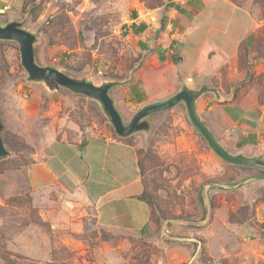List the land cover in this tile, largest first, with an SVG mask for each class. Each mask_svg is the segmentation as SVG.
Returning <instances> with one entry per match:
<instances>
[{
    "label": "rangeland",
    "instance_id": "374dc122",
    "mask_svg": "<svg viewBox=\"0 0 264 264\" xmlns=\"http://www.w3.org/2000/svg\"><path fill=\"white\" fill-rule=\"evenodd\" d=\"M202 1L0 0L7 6L0 23L20 22L36 36L37 64L110 84L124 123L188 89L226 153L264 159V0ZM133 12L147 25L140 34L127 27ZM0 119L7 149L0 264H264V179L220 186L264 170L218 157L182 102L150 114L147 131L125 136L137 149L138 172L133 150L109 146L80 173L90 141L119 137L100 103L29 80L18 44L0 40ZM246 133L257 143L238 148ZM69 169L89 188L95 179L105 187L139 174L151 209L146 226L137 233L101 226L92 209L74 204L81 201L71 197Z\"/></svg>",
    "mask_w": 264,
    "mask_h": 264
},
{
    "label": "water",
    "instance_id": "95a60500",
    "mask_svg": "<svg viewBox=\"0 0 264 264\" xmlns=\"http://www.w3.org/2000/svg\"><path fill=\"white\" fill-rule=\"evenodd\" d=\"M35 39L36 36L22 28L20 22L11 21L5 25H1L0 23V40L15 41L18 44L21 64L25 69L29 80L43 81L45 83L53 84L56 87L64 88L72 93L96 99L100 103L102 111L109 119L117 136L125 137L135 132L147 131L149 129L148 118L150 114L167 110L182 102L186 108L190 123L218 157L230 164L264 170V159L233 156L222 149L213 134L195 113L193 107V101L195 99L194 93L187 89L180 90L162 102L144 106L134 114L128 123H124L119 111L115 107L112 97L108 93L111 86L110 84L104 83L101 85H95L85 79L79 80L70 77L53 67L37 64L33 48ZM181 60L182 57H178V61ZM2 129L3 124L0 119V159L7 155V149L1 137ZM260 179H264V173L257 176L246 177L234 185L220 184V186L227 190L235 189Z\"/></svg>",
    "mask_w": 264,
    "mask_h": 264
},
{
    "label": "crops",
    "instance_id": "0c3cea01",
    "mask_svg": "<svg viewBox=\"0 0 264 264\" xmlns=\"http://www.w3.org/2000/svg\"><path fill=\"white\" fill-rule=\"evenodd\" d=\"M203 2L204 1H202V3ZM191 7L194 8L193 6ZM185 8L186 7H184V10H186ZM138 17L139 15L136 12L132 13V17L130 19L131 24L127 25L128 29H130L131 31H132V28L137 26L138 24H143L147 27L146 23L144 21L139 20ZM218 49L221 50L222 52H225V48L222 46L221 43H219ZM194 104L195 103L193 101V107H194L195 113L197 114V108L194 106ZM249 135H254V134L252 133L243 134L242 136L243 138L241 139H245ZM89 144L93 145L92 151L90 150L88 151ZM89 144L87 145L86 150H84L86 151V158L82 160V164L86 160L89 161L90 163L91 162L90 159L96 158V155L99 154V151H104V148H109V146H113L114 148L124 147V148L134 151V152L132 151V153L134 157V162L137 167L136 170L138 172L137 149L136 147H134V145H132L131 143L127 141V137L114 138L110 136V137H106L105 139L98 138V139H94L90 141ZM250 144L252 145V143L247 142L243 146L250 145ZM243 146L238 147V148H242ZM79 152L81 153L80 150ZM236 153H239V150H237L234 154ZM246 156L248 155H245L244 157ZM254 156H251V157L260 158L258 156L257 157H254ZM56 158H58V156ZM120 159H121V156H120L119 150L114 151L112 161L115 162L117 169L121 167ZM79 167L81 169L80 173L84 169L88 168L85 163L83 167H81L80 165ZM50 170L51 168L49 169V172L51 173ZM66 172H69L70 174L68 175L69 176L68 180L71 181L70 182L71 186L69 189H70L72 199H79L81 201V203H74V204L79 205L80 207L85 208V209H92V211L95 214L96 221L101 226L108 228V229L123 230V231L137 233L141 231L148 223L150 216H151V209L149 207V204L140 197L141 186L139 185V174H137L135 178L129 183L119 182L117 185L116 183H111V184L106 185L105 187H101V182H100L101 178L95 179L94 180L95 184H93L89 188L86 186V184L82 180H80L81 177H80L79 172L74 171L72 169H69V171L67 170ZM55 173H57L56 170H55ZM34 185H37V184H34ZM132 185L135 186L134 190L130 188V186ZM133 203H137L142 209L141 208L137 209V207L132 208V209H127L128 204H133Z\"/></svg>",
    "mask_w": 264,
    "mask_h": 264
},
{
    "label": "trees",
    "instance_id": "16d2710c",
    "mask_svg": "<svg viewBox=\"0 0 264 264\" xmlns=\"http://www.w3.org/2000/svg\"><path fill=\"white\" fill-rule=\"evenodd\" d=\"M173 7H174V6H173ZM174 8H175L176 10H178L177 7H174ZM145 28H146L145 25H143V24H138L137 26H135V27L132 28V32H133L134 34H140L141 32H143V31L145 30ZM251 37H252V35H248V37L246 38L247 41L250 40ZM247 41H246V42H247ZM159 59H160L161 61H164L165 58H163V56H162L161 54H159ZM194 94H195V93H194ZM247 142H248V143L255 144V143L257 142L255 135H249V136H247V138H245V139H241L239 142H237V147H241V146H243L244 144H246ZM144 201H145V200H144ZM145 202H146V201H145ZM262 224H263V226H264V220H263Z\"/></svg>",
    "mask_w": 264,
    "mask_h": 264
},
{
    "label": "built area",
    "instance_id": "2783aa9c",
    "mask_svg": "<svg viewBox=\"0 0 264 264\" xmlns=\"http://www.w3.org/2000/svg\"><path fill=\"white\" fill-rule=\"evenodd\" d=\"M6 9H7V6H4V7L0 8V12L3 13ZM152 19H154V17H151V20ZM165 231L168 232L167 227L165 228Z\"/></svg>",
    "mask_w": 264,
    "mask_h": 264
}]
</instances>
